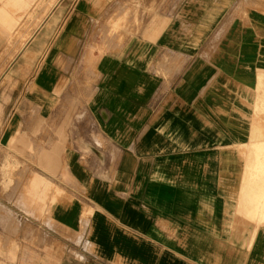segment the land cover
Segmentation results:
<instances>
[{
    "label": "crops",
    "instance_id": "1",
    "mask_svg": "<svg viewBox=\"0 0 264 264\" xmlns=\"http://www.w3.org/2000/svg\"><path fill=\"white\" fill-rule=\"evenodd\" d=\"M47 1L0 0V142L58 203L50 224L1 205L0 257L264 264V0H56L32 27Z\"/></svg>",
    "mask_w": 264,
    "mask_h": 264
},
{
    "label": "rangeland",
    "instance_id": "2",
    "mask_svg": "<svg viewBox=\"0 0 264 264\" xmlns=\"http://www.w3.org/2000/svg\"><path fill=\"white\" fill-rule=\"evenodd\" d=\"M135 1L136 0H127L126 4L130 5L135 3ZM41 4L42 3L39 5L34 4L31 8L24 11L23 15L26 16V21H24L23 18H20L14 31L15 34L23 30L26 23L32 22V18L36 15L38 10L42 8ZM123 10L127 14V29L134 28L135 22H131V20H129L131 19L130 12L133 9L127 7ZM132 12V15H134L135 11ZM133 19H135V17ZM120 26L121 25L118 22L112 24V35L118 31ZM0 35L3 34L0 33ZM0 43H4V47L0 49L1 53L6 46L7 39L0 40ZM1 74L2 72H0V75ZM30 162L31 159L27 155L17 152L12 147V144L6 145L0 142V207L1 205L5 206L15 221L18 220L23 223L24 220V222H26L28 217H31L33 222L42 220L43 223L50 224L54 222V214L52 211L54 205L56 202L58 203V201H52L51 196L54 194L52 190H46L44 192L45 194H42L39 191L40 187L35 188L33 186V182L30 180V177L36 172L40 173L42 176H44V174L36 171L34 168H31L29 166ZM5 163L7 166H5ZM65 183L66 185H62L63 187H61L65 190V193L58 194V197L62 201H65V206L71 199H73V201L82 200V191L78 189L76 185L69 182ZM2 234H5L8 238L0 240V246H3V248L0 247V249L7 250L8 246L13 248V244H15L14 241L18 240L17 233L11 230H6L2 233V227L0 226V235ZM7 240L10 242L8 243ZM15 252H17V247ZM0 260L6 259L0 257ZM6 261V264H12L15 259L12 256Z\"/></svg>",
    "mask_w": 264,
    "mask_h": 264
},
{
    "label": "bare ground",
    "instance_id": "3",
    "mask_svg": "<svg viewBox=\"0 0 264 264\" xmlns=\"http://www.w3.org/2000/svg\"><path fill=\"white\" fill-rule=\"evenodd\" d=\"M193 1V0H192ZM55 2H56V0H48L47 1V4H46V6L45 7H43V9H42V11H41V13H40V15H39V17L35 20V22L32 24V27H36V26H38L39 25V23L41 22V20L43 19V17L47 14V12L51 9V7L55 4ZM181 15L179 14V17H180ZM183 16V15H182ZM25 39L26 38H24V40H23V42L25 41ZM264 105V104H263ZM264 107V106H263ZM246 145V144H245ZM247 146V145H246ZM243 150V149H242ZM256 152H255V155L257 156V157H259V156H261L262 154H264V141H261V143H260V145H258L257 146V148H256ZM242 154V153H241ZM244 155V154H243ZM5 166H7V164L5 163ZM234 168V167H233ZM226 171V170H225ZM255 175H261V171H258V172H256L255 173ZM2 207V206H1ZM244 220H246V219H244ZM243 221V220H242ZM241 221V222H242ZM256 221H257V219H256ZM255 221V222H256ZM240 222V223H241ZM260 222V221H259ZM239 223V222H238ZM239 223V224H240ZM248 223H250V222H248ZM238 228H240V226L238 227ZM255 228H253V230H254ZM253 232V231H252ZM254 233V232H253ZM253 235V234H252ZM251 235V236H252Z\"/></svg>",
    "mask_w": 264,
    "mask_h": 264
}]
</instances>
